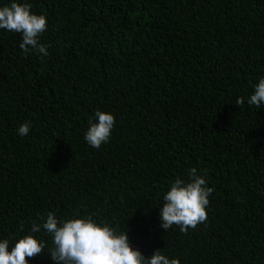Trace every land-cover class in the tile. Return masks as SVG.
Listing matches in <instances>:
<instances>
[{
	"label": "trees",
	"instance_id": "16d2710c",
	"mask_svg": "<svg viewBox=\"0 0 264 264\" xmlns=\"http://www.w3.org/2000/svg\"><path fill=\"white\" fill-rule=\"evenodd\" d=\"M16 2L46 18L48 54L0 29V240L52 212L126 230L145 257L264 264V105L247 103L264 77V0ZM97 110L115 117L99 149L84 139ZM190 168L213 189L207 221L166 231L163 195ZM32 234L47 246L28 264H59L51 235Z\"/></svg>",
	"mask_w": 264,
	"mask_h": 264
},
{
	"label": "clouds",
	"instance_id": "9594fccd",
	"mask_svg": "<svg viewBox=\"0 0 264 264\" xmlns=\"http://www.w3.org/2000/svg\"><path fill=\"white\" fill-rule=\"evenodd\" d=\"M30 9V4L16 0L0 7V29L22 35L19 47L24 54L31 50L47 56V45L40 43V37L47 30L46 18ZM254 89L247 103L258 109L264 105V77L259 79ZM244 103L243 97L236 98L235 105ZM95 117L96 122H89L84 139L91 147L99 149L108 142L115 117L99 110ZM29 129L30 122H25L17 132L25 136ZM187 175V180L176 178L163 195L159 219L160 227L166 231L176 225L186 233L207 221L206 207L213 189L197 175L196 168H190ZM20 228L23 230V225ZM41 228L51 235L52 246L47 252L50 259L59 264H180L177 258L169 259L159 249L145 257L130 245L126 230L117 232L114 227L97 223L92 217H74L61 222L52 212L46 219L41 217V223L33 222L31 232L18 238L11 248L7 239L0 240V264H28V259L44 252L46 243L32 234L40 232Z\"/></svg>",
	"mask_w": 264,
	"mask_h": 264
}]
</instances>
